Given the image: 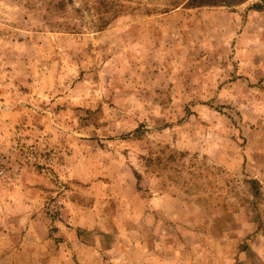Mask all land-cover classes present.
<instances>
[{"label": "rangeland", "instance_id": "rangeland-1", "mask_svg": "<svg viewBox=\"0 0 264 264\" xmlns=\"http://www.w3.org/2000/svg\"><path fill=\"white\" fill-rule=\"evenodd\" d=\"M0 264H264V0H0Z\"/></svg>", "mask_w": 264, "mask_h": 264}]
</instances>
